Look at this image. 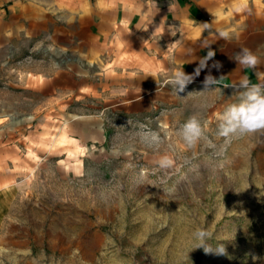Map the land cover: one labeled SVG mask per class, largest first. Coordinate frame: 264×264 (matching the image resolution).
<instances>
[{"label":"rangeland","instance_id":"374dc122","mask_svg":"<svg viewBox=\"0 0 264 264\" xmlns=\"http://www.w3.org/2000/svg\"><path fill=\"white\" fill-rule=\"evenodd\" d=\"M177 6L0 0V264H264V137L217 136L234 85L188 84L131 117L110 108L116 64L134 60L115 58L122 42L149 18L161 44ZM193 115L206 139L189 148L178 132ZM197 228L228 255L192 250Z\"/></svg>","mask_w":264,"mask_h":264},{"label":"crops","instance_id":"0c3cea01","mask_svg":"<svg viewBox=\"0 0 264 264\" xmlns=\"http://www.w3.org/2000/svg\"><path fill=\"white\" fill-rule=\"evenodd\" d=\"M58 4L68 5L67 2ZM166 14L161 44L153 41L149 18L142 23L146 29L141 27L122 42L115 58L134 60L130 62L133 63L130 69L124 68L122 60L116 64L112 95L117 99L110 108L131 117L171 102L175 91L170 79L179 69L193 76L189 84H204L208 75L222 85H237L244 78L252 83H264V0H178V6L169 7ZM207 16H210L209 27L204 23ZM176 30L180 34L174 36ZM222 31L229 33L228 38L220 36ZM66 44L69 46V41ZM242 48L250 49L259 58L255 68L241 67L233 59ZM209 50L215 55L196 75L195 70ZM153 52L163 55L164 81L157 86L155 77H159L160 70ZM216 62L220 67L213 66Z\"/></svg>","mask_w":264,"mask_h":264},{"label":"clouds","instance_id":"9594fccd","mask_svg":"<svg viewBox=\"0 0 264 264\" xmlns=\"http://www.w3.org/2000/svg\"><path fill=\"white\" fill-rule=\"evenodd\" d=\"M206 26L207 23H205ZM220 36L228 38L229 33L222 31ZM214 55L215 53L209 50L207 57L200 61V66L195 70L196 75H199L201 69L206 66L207 60ZM233 59L239 66L244 68H255L259 63L257 55L248 48H242L235 54ZM213 66L220 67L219 62H216ZM192 79V75L186 74L183 69H179L173 73L170 84L178 95V93L185 90L187 85L192 82ZM217 81L211 75L206 76L204 81L205 90L210 89ZM233 87L237 90L234 95L235 100L227 104L220 113L217 136L223 138L225 143L243 135L259 134L260 137H264V83H252L247 78H244ZM216 91H220V89H216ZM178 134L189 148L195 147L201 139H206L204 127L195 115L191 116L181 126ZM138 135L141 141L150 147H158L162 143V139L157 132L142 130ZM208 144L210 147H216L211 141H208ZM175 163V160L168 155H163L157 160V165L161 170L172 169ZM193 238L194 246L192 250L203 248L205 253L228 255L224 244H218L215 248L208 244L210 236L205 229L197 228L193 233ZM252 257L253 261L260 259L256 255H252Z\"/></svg>","mask_w":264,"mask_h":264}]
</instances>
